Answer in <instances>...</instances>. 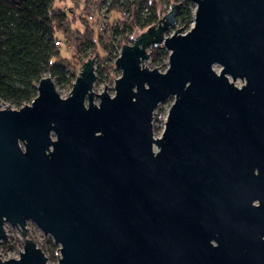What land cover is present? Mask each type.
<instances>
[{"label": "water", "instance_id": "1", "mask_svg": "<svg viewBox=\"0 0 264 264\" xmlns=\"http://www.w3.org/2000/svg\"><path fill=\"white\" fill-rule=\"evenodd\" d=\"M189 1L188 30L165 35L172 3L122 44L113 95L93 90L88 57L66 97L47 75L29 103L0 108V242L5 223L23 240L0 264H48L26 220L58 245L56 264H178L182 241L209 236L232 239L233 264H264V213L246 194L254 167L264 183V0ZM152 45L168 51L164 71L145 66Z\"/></svg>", "mask_w": 264, "mask_h": 264}, {"label": "trees", "instance_id": "2", "mask_svg": "<svg viewBox=\"0 0 264 264\" xmlns=\"http://www.w3.org/2000/svg\"><path fill=\"white\" fill-rule=\"evenodd\" d=\"M66 1L71 0H0V105L19 108L29 103L37 94L38 81L47 75L60 88L72 86L76 74L71 72L67 59L60 55L57 41L62 38L70 42L79 56L95 45L91 31L73 26L76 18L74 15L70 18V10L60 6ZM83 1L82 9H88V0ZM106 2H109L107 10L112 19V13L124 10L129 13L127 20H120L116 26L113 23L109 25L111 37L104 44V49L110 54L118 37L117 47H120L131 40L129 36L135 29L154 24L161 4L169 0H94L98 8ZM177 3V23L186 31L192 24L194 7L189 0H177ZM148 53L147 61L151 68L166 69L163 61L167 60L168 51L163 46L152 45ZM93 56L96 59V78L101 77L105 72L99 63L102 57L99 54ZM0 243L3 244L2 241ZM48 243L53 257L58 245L50 240ZM39 247L44 251V246Z\"/></svg>", "mask_w": 264, "mask_h": 264}, {"label": "rangeland", "instance_id": "3", "mask_svg": "<svg viewBox=\"0 0 264 264\" xmlns=\"http://www.w3.org/2000/svg\"><path fill=\"white\" fill-rule=\"evenodd\" d=\"M171 1L172 0H169V2H168L169 5H170ZM88 5L90 6L88 9H82L83 7L80 5V3H77V1L74 2L71 0V1H66V2L60 3L61 7H65V8L70 10V14H69L70 18H72L73 15L76 18L75 22H73V26H75V27L80 26L81 29H83V27H84V28H87L89 31L92 32V37L94 39V45H95L94 48L88 49L85 53H83V55L79 56L73 50L70 42H66V40L60 38V40H61L60 41L61 42V44H60V49H61L60 55H62L65 59H67V61L70 64V67H71V72H73L77 75L79 68H80V64L83 61H85L88 57H94L93 56L94 54H99L100 57H102L101 60L99 61V63L102 65V68L105 69V72H104L103 76L96 78L93 90L96 93H98V92H101L104 89V87H106L108 92L111 95H113V93H114V90H113L114 80L117 77H119L121 74L120 69L117 68L114 64L115 59H116V55H117V51H116L117 45L120 42V38L118 37L115 40L114 49L112 50V52L110 54L105 51L104 44L107 43L108 41H110L112 28L110 26H107V27H105V29L103 31L98 32V29L95 27L94 24L86 22L85 16L89 14L91 9L98 6V5L94 4V0H88ZM193 7H194V5H193ZM161 9L159 10V13H160ZM162 10L164 12L165 11L167 12L169 9L166 10V8H163ZM112 15H114L113 18L116 19V23L118 24V21L121 20V19L118 20V18L121 17L120 16L121 12L112 13ZM191 25H190V27H191ZM174 28L175 29L179 28L178 24L175 25ZM144 29L145 28L135 29L130 34L129 39H133L135 37V35L139 34ZM125 43L126 42H124V44ZM148 51H149V48H148ZM84 55L86 57H84ZM163 63H165L166 67H167V60L163 61ZM145 66H148L149 68H151L150 65L148 64V61H145ZM95 69H96V64H95ZM216 69H217V67H216ZM159 70L164 71L165 69L162 70V68H161ZM235 83H236V85L239 86V85H241L242 82L237 80ZM54 85H55L56 91L62 97H66L68 95L70 89H71V87L60 88L55 83H54ZM173 100H174V97L170 96L167 99H165L164 101H162V103H160L156 107V109L154 110L153 115L156 116V118L159 117L161 119V121H163L167 116L168 109H169L170 105L172 104ZM95 102H97V99H95ZM152 124H153L154 136L155 137L160 136V134L163 131V127L160 125V123L158 121H154ZM4 228H5L7 236H6V239L2 240L3 244L0 243V255L3 259L16 258V257H18L19 251L22 250V246H23V240L21 237L20 229L18 227H12L9 224H5ZM27 233H28V237L33 239L38 244V246H44V253H45L46 257L49 258L48 264H56L57 259H58L57 254H59V253L57 251L53 255V257H51V255H50V251H51L50 248L51 247H50V244L48 243L49 240L52 241L51 237L49 235H44L39 230V228L36 225H34L33 223H28ZM8 247H11V248H8ZM6 248H8V249H6Z\"/></svg>", "mask_w": 264, "mask_h": 264}, {"label": "flooded vegetation", "instance_id": "4", "mask_svg": "<svg viewBox=\"0 0 264 264\" xmlns=\"http://www.w3.org/2000/svg\"><path fill=\"white\" fill-rule=\"evenodd\" d=\"M241 84H243V82ZM252 171L253 176L250 180H248L246 186V194L248 199L250 200L249 205H251L252 207L261 208L262 212L264 213V183H262V180L259 179V168L254 167ZM235 207L241 210H243V207L244 210L250 209L247 205H242L241 203H239V205H235ZM233 208L234 204L232 202V199L226 201L225 218L228 224H232ZM244 210L242 214V220L245 221V219H251L252 217L250 216V214L248 212H246L245 214ZM25 223L26 228L28 227V223H33L35 225V223L31 220H26ZM210 223V221L206 222V224L208 225ZM231 231L232 225L229 228V235H231ZM262 239L264 240V237ZM244 243V251L248 252L250 250L249 243H247V241H245ZM232 245L233 242L231 238H228L226 241H222L216 236H209L202 240L191 239L189 242L182 241L180 246V253L177 256H173L172 259L178 261V264H233V261L237 260V258L239 257L232 254ZM241 257L243 259L253 258V256H247V254H244Z\"/></svg>", "mask_w": 264, "mask_h": 264}, {"label": "built area", "instance_id": "5", "mask_svg": "<svg viewBox=\"0 0 264 264\" xmlns=\"http://www.w3.org/2000/svg\"><path fill=\"white\" fill-rule=\"evenodd\" d=\"M72 1H77V3H80V5L83 7V5H84V1L83 0H72ZM172 3H177V0H172L171 1V3H170V5L172 4ZM109 5V2H106L104 5H101V7L100 8H98L97 6L96 7H94L93 9H91V12H90V14H88V15H86V19H87V22L88 23H91V24H94L95 25V27L98 29V32L99 31H103L104 29H105V27H107V26H109V25H111V23H113V25L114 26H116L117 25V23H116V19L114 18V19H112V16H111V13H109L108 12V10H107V6ZM170 5L168 4V3H163L162 5H161V7H160V9L162 8H166V10H168L169 8H170ZM161 9V11H160V13H159V16H158V19H157V21L159 20V18H161L162 17V15L166 12H164L163 10ZM102 16V17H101ZM121 17H119L118 18V20L119 19H121L122 21L123 20H127L128 18H129V13L126 11V10H124V11H122L121 12V15H120ZM111 20H112V22H111ZM157 21L155 22V23H157ZM120 23V21H118V24ZM154 23V24H155ZM178 23L176 22V24L175 25H177ZM174 25V26H175ZM174 26H172L169 30H168V32L165 34V35H171L172 33H173V31L175 30V28H174ZM120 27V26H119ZM134 39V38H133ZM133 39H131V40H127L126 41V43L125 44H132V42H133ZM61 40H58L57 41V43L60 45L61 44V42H60ZM120 50H121V46L120 47H117V55H116V58L118 57V55L120 54ZM95 62H96V59H95ZM162 103V102H161ZM6 105H0V108H3V107H5ZM154 113V112H153ZM154 121H158L159 123H160V125L163 127V129H164V124H165V121H166V118L163 120V121H161V119L158 117V118H156V116H154L153 115V120H152V123L154 122Z\"/></svg>", "mask_w": 264, "mask_h": 264}]
</instances>
